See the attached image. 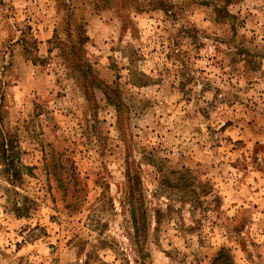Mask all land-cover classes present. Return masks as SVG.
<instances>
[{"label":"rangeland","instance_id":"1","mask_svg":"<svg viewBox=\"0 0 264 264\" xmlns=\"http://www.w3.org/2000/svg\"><path fill=\"white\" fill-rule=\"evenodd\" d=\"M0 130V264H264V0H0Z\"/></svg>","mask_w":264,"mask_h":264},{"label":"trees","instance_id":"2","mask_svg":"<svg viewBox=\"0 0 264 264\" xmlns=\"http://www.w3.org/2000/svg\"><path fill=\"white\" fill-rule=\"evenodd\" d=\"M0 133L2 134V138L0 139V174L9 185H14L20 181L22 172L26 170L27 167L21 164L17 155L15 154L13 141L9 139V136L5 137V133L2 130H0ZM128 176L131 177L129 170ZM128 197L132 201L130 203L133 207L131 209L133 210L135 208V203L133 202L135 197L132 186H130L128 189ZM133 213H136L135 217L139 218L138 212Z\"/></svg>","mask_w":264,"mask_h":264}]
</instances>
